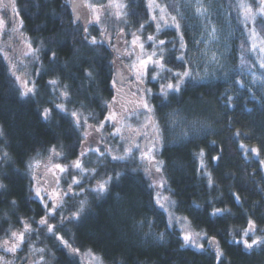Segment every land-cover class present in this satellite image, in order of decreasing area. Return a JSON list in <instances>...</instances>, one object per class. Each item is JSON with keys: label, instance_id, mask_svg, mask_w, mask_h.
<instances>
[{"label": "trees", "instance_id": "16d2710c", "mask_svg": "<svg viewBox=\"0 0 264 264\" xmlns=\"http://www.w3.org/2000/svg\"><path fill=\"white\" fill-rule=\"evenodd\" d=\"M245 1L258 8V0ZM124 2L127 23L137 28L145 22L146 0ZM159 2L178 4V0ZM224 2L231 15L237 17L235 5L230 0ZM16 5L18 17L23 21L21 31L32 41L34 48L41 49L33 71L39 92L35 97L21 99L8 74L6 61L0 57V131L4 133L0 137V155L7 151L10 157L7 161L0 159V183L6 185L5 190H0V235L15 229L20 218L37 220L43 215L39 203L29 199L26 162L37 152L45 154L53 145L63 151V160L67 161L76 158L81 150V130H74L70 116L54 111L49 120L42 119L43 108L53 106L49 100L60 102L55 99L58 93L54 94L47 82L59 79L62 90L65 84L69 85V112L78 110L85 116L93 113L95 118L89 121L91 124L103 117L104 103L112 92V52L107 45L91 47L82 41L84 27L72 23L73 15L67 0H16ZM249 26L255 27L264 37V16L257 15ZM88 30L90 36L98 34V27L94 25ZM184 33L186 37V31ZM166 37L173 36L167 34ZM232 45L229 68L223 76L207 81L198 79L169 107H159V98L151 101L157 106L156 117L164 136L158 158L165 161L166 194L175 202L170 211L176 216L187 217L195 232H206L209 237H215L225 253L224 264H264V252L243 255L240 248L231 243L232 230L246 226V214H251L258 226L264 228V168L260 165L264 160V85H255L247 78L248 71L254 64L258 65L259 55L251 50V41L242 32H237ZM53 51L56 60L50 63ZM178 65L176 62L175 67ZM88 69L94 74L91 80L84 75ZM238 79L243 86L234 83ZM222 93L233 97L231 106L225 107ZM175 109H180L184 124H169L168 113ZM192 122L209 128L205 133L179 139L181 132L187 130L185 126ZM237 131L241 133L239 137H235ZM241 142L248 148H260V155L249 153L245 158L239 150ZM201 149L205 152L207 171L215 181L214 187H209L207 177L197 171ZM217 155L222 158L212 161L211 157ZM85 162L88 167H95V155L86 157ZM138 166L137 160H129L108 163L106 168H101V174L120 172L122 176L113 182L103 199L85 193L89 206L81 220L58 226L57 231L80 251L91 250L104 264H216L214 251L181 246L183 241L178 229L166 227L167 214L155 206V192L149 187L150 181L143 171H133ZM4 176L7 179H3ZM233 193L240 196L239 204L235 203ZM81 198L84 197L67 201L63 214L75 211ZM12 200L17 202L14 208L9 206ZM214 208H228L232 214L214 217L210 215ZM56 217L54 222L58 224L60 214ZM139 221H144L142 227L138 226ZM149 221L152 222V234L146 236ZM160 233H164L163 240L157 239ZM33 241L36 246L45 245L51 251L50 264H77V257L69 255L46 231L40 233L39 239L33 235L29 243ZM201 242L205 249L209 248L206 240ZM27 246L24 245L19 257L27 251Z\"/></svg>", "mask_w": 264, "mask_h": 264}, {"label": "snow or ice", "instance_id": "6c2138e0", "mask_svg": "<svg viewBox=\"0 0 264 264\" xmlns=\"http://www.w3.org/2000/svg\"><path fill=\"white\" fill-rule=\"evenodd\" d=\"M0 4H3L5 9L10 8L14 17L19 16L16 0H9V3H4V0H0ZM125 7L126 5L119 3L118 0H108L107 4L96 2V0H72L74 15L72 23L75 24L81 18L85 21V35L82 41L91 47L104 48L107 45L116 53L115 58L110 62L114 69L111 80V88L114 90V94L112 99L105 103L108 114L104 116L98 125H93L89 123L91 119L95 118L93 113L89 112L85 116L83 112L78 110L69 112L67 108V104L71 102L69 85L65 84L63 90H61L59 79L53 78L47 82V85L51 86L52 92L54 94L58 93L55 99L60 102L49 100V103L53 106L44 107L40 115L46 121L51 118L54 111H58L65 117L70 116L74 130H83L79 140L81 151L74 160L64 164L60 162L65 158L63 151L58 150L56 145H53L48 149L46 158L41 157L40 153L37 152L36 155L26 162L25 174L30 179L29 199L39 203L43 215L38 221L20 218L18 220V223L22 225L20 229H10L5 232L4 238L0 239V253H2L0 254V264H15L18 253L23 250L25 244L29 247V254L23 259H27L29 264H47L45 258L46 249L37 247L34 241L29 243L33 235L39 239L40 233L44 229L47 230L46 234L48 236H54L58 244L68 250L69 255H82L79 248L73 247L69 241L64 239L63 235L57 231V227H63L66 223L72 224L81 220L89 206L85 193L97 199H103L110 192L111 185L114 181H118L121 178L122 173L115 172L110 174L105 171L101 174L100 169L106 168L108 163L138 160L139 166L133 171H138L142 168L145 178L150 181V188H163L167 183L163 176L165 161L158 158L164 142L163 129L156 117L157 106L153 105L151 101L159 98L161 100L159 107H169L171 102L176 100V97L181 95L186 88L192 87L198 79L207 77L195 72L192 61L188 59V44L185 40V33L182 30L181 23L185 17L179 4L168 5L161 4L159 0H147L148 20L140 24L139 28L130 34V42L126 38L128 33H126L124 28H120L116 34V44H113L111 39L106 36V28H101L100 40H97L95 36L89 38L90 33L87 25L102 24V17L104 16L114 15L116 21H123V23L127 24L125 17L128 13L123 11ZM237 7L239 15L242 16L244 21H255L257 15L264 16V0H258V8L255 11L253 6L246 3L245 0H240ZM112 8L116 9L114 13H110ZM89 13L91 14V19H89ZM208 13L209 9L205 6L204 0H195V17L207 19ZM9 24L14 25L11 29L13 33L19 32L23 47L12 48L11 44L8 43L7 48L11 50V54L5 47H0V57L7 62L8 74L14 80L20 98H32L38 95L39 90L37 82L29 78L30 73L27 71L28 65L25 64L24 58L31 57L33 60H38L41 49L38 47L34 48L32 41L24 37V33L20 31L23 27L22 20L19 21V26L17 27L15 26V19L5 20L0 17V36L8 34ZM153 25L154 32L148 34L145 38L143 32L146 26L152 27ZM169 30H174L178 39L165 40L159 38L161 35H166ZM216 31V27L213 26L211 31L208 32V36L215 39L214 34ZM249 39L251 40V50L259 55V68L264 70V37H261L255 27H253L250 31ZM121 41L123 42L122 45H120ZM196 43H203L207 46L210 41L201 39L196 41ZM168 44H172V49L168 48ZM177 44L179 45L178 48ZM174 51L178 53L175 56L172 55ZM207 55L206 51L201 52L202 57H207ZM55 60L56 52L53 51L50 63L55 62ZM125 60L129 62L124 63ZM117 61H120L122 67L117 65ZM176 62H179L178 67H175ZM209 62L222 68L220 60L215 53L211 55ZM241 64H244L243 57ZM51 70L50 68L49 71ZM39 74L40 71L38 70L37 75ZM84 75L91 80L94 74L92 70L88 69L85 70ZM256 80H260L264 84V71H261L258 77L253 74V82H256ZM150 81L159 83L158 92H153L152 88L146 86ZM126 82L127 91H125ZM234 83L243 86L242 81L239 79ZM129 95L135 99L127 100ZM221 95L225 96L224 93ZM232 101L233 97L231 95L225 96V107L231 106ZM140 114L144 116V121L134 127L129 123V120L131 116ZM168 117L170 125L178 126L184 124L180 109H175L168 113ZM108 126H111L113 130L105 135L104 129ZM185 127L187 130L181 132L179 136L181 140L205 133L209 128L208 125L199 122H192ZM3 135L4 133L0 131V137ZM240 135L239 131L235 133V137ZM139 137L144 138L143 143L140 142ZM117 139L119 143L125 145L122 148V152L119 147L114 149L109 146L108 142L110 140ZM212 143L215 144V141H212ZM239 150L245 154V158L248 157L249 153L259 156L261 151L258 147L248 148L243 142L239 144ZM220 151L223 152L222 147ZM89 155H95V167L89 168L87 166L85 158ZM221 158L220 155L211 157L212 161H218ZM0 159L9 160V153L4 151L0 155ZM198 159L200 161L197 169L198 173L207 177L209 187H214L215 181L211 172L207 171L203 149L200 150ZM260 165L264 168V160L260 161ZM67 176H71L70 182H67ZM3 179H7V176H4ZM85 179L88 182L87 186L85 185ZM62 182L67 183L66 188L62 186ZM5 189L6 185L0 183V190ZM232 195L235 203L239 204L240 196L236 193ZM79 197L84 198L78 200V206L75 207V211H70L69 215H64L62 209L66 208L67 201ZM154 199L155 206L168 213V224L166 227H173L175 224L183 225L180 229L183 241L182 247L192 246L200 251H214L216 264H224L225 253L215 237H209L206 232L190 231L187 217H176L170 211V208L175 206V202L171 201L169 197L162 196L157 191ZM16 204V200H12L9 206L14 208ZM58 213L60 214L58 224L50 223L51 220H55ZM231 214V210L228 208H214L210 215L223 217ZM246 215L248 216L246 226L240 230H232L233 239L231 243L240 248L243 255H250L257 251L264 252V228L258 226L257 221L252 218L251 214ZM137 223L138 226L142 227L144 221ZM148 223L149 232L145 233L146 236L152 234V222L149 221ZM33 224L36 225V228H33ZM157 239L163 240L164 233H160ZM205 240L209 246L208 249H205L204 243L201 242ZM83 255L87 256L93 264H102V259L97 257L91 250H88ZM9 256L12 259H9Z\"/></svg>", "mask_w": 264, "mask_h": 264}, {"label": "rangeland", "instance_id": "374dc122", "mask_svg": "<svg viewBox=\"0 0 264 264\" xmlns=\"http://www.w3.org/2000/svg\"><path fill=\"white\" fill-rule=\"evenodd\" d=\"M230 1L233 3V5H235V8H236L235 11L237 12V17H233L231 15L229 7L226 6V4H224L225 3L224 0H204L205 6L208 7V9H209L208 18L205 19L202 17L201 18L195 17V15H194L195 0H178V4L180 5L181 11L185 17V19L181 23H182V30L186 31L185 40L188 44V59H190L192 61L195 72L200 73V75L207 77V78L203 79L204 81L219 78L227 72V70L229 68V61H230L229 53L232 51V47H233L232 41L234 40L235 35L237 34V32H242L249 37L250 31L252 30V28L249 26L252 20L244 21L242 16L239 15V9H238L237 5L239 4L240 0H230ZM96 2L107 4L108 0H96ZM118 2L125 4L124 0H118ZM4 3H9V0H4ZM161 4H163V3H161ZM145 5H146V7H145V10H146L145 22H146L148 20L147 0H146ZM253 10L255 11L256 9L253 8ZM85 11H87V10H85ZM115 11H116L115 8L110 9V13H114ZM123 11H125V10L123 9ZM174 14H176V13H174ZM88 16H89V19H91L90 13L88 14ZM0 17L4 18L5 20L13 18L16 21L15 26H17V27L19 26L20 18L14 17V14L12 13L11 9H5L3 7V4H0ZM102 19H103L102 24H99V25L88 24L87 26L89 27L90 25H94V26L98 27V34L95 36L97 38V40L101 39V36H100L101 28H106L107 29L106 36L111 39V42H113V44L117 43V35L116 34L119 32L120 28H124L126 33H128L126 38L129 40V42L131 41V35L130 34L132 32H135L139 28V26L137 28H132L128 25V23L125 24V23H123V21H119V22L116 21L114 15H107V16L102 17ZM125 19H126V17H125ZM77 23H79L82 27L85 26V21L83 18L78 20ZM13 26L14 25L9 24L8 25V34L0 36V47H5L6 50H9L10 54H11V50L7 48L8 43L11 44L12 48L23 47V43L21 42V39L19 38V32L13 33L11 31ZM213 26H215L217 29L216 33L214 34L215 39L208 36V32L211 31V28ZM20 31H21V29H20ZM152 32H154V25L152 27L146 26V28L143 32V36L146 38L147 35L152 33ZM167 34H168V36H170V37L173 36V37H171L169 39V37H166ZM167 34L161 35L159 38L165 39V40H172L174 38L178 39V37H176V33L174 30H169L167 32ZM24 37L28 38L25 35H24ZM89 38H91V36H89ZM201 39L208 40V41H210V43L207 46L203 43L197 44L196 41L201 40ZM114 40H115V43H114ZM122 43L123 42L121 41L120 45H122ZM257 43H259V41H257ZM178 47H179V45L177 44V48ZM168 48L172 49V44H168ZM110 50L113 53V56L115 58L116 53L111 48H110ZM149 51H150V49H149ZM204 51L207 52V54H208L207 57L201 56V52H204ZM213 53H215L217 55V57L219 58L220 65H222V68L220 66L213 65L209 62L211 55ZM177 54L178 53L176 52V55ZM174 56H175V54H174ZM24 62H25V64L28 65L27 71L30 73L29 78L34 79L33 71L35 69L36 64L38 63V60H33L31 57H26V58H24ZM128 62L129 61H127V60L124 61V63H128ZM117 65L122 67V65H120V61H117ZM261 71H264V70H261L259 68V64L258 65L254 64V67L251 68L247 73V75H248L247 78H248L249 82H251L255 85H257V84L258 85H264L261 83L260 80H256V82H253V74H255L258 77L260 75ZM125 74H127V73H125ZM150 83H153V86L150 85ZM146 86L149 88H152L153 92L159 91V83L158 82L150 81ZM105 103H104V105H105ZM107 114H108V109H107V107H105L103 117L98 122H96L94 124L98 125L99 122L101 120H103L104 116ZM143 121H144V116L142 114H140L138 116L137 115L131 116L129 123H131L134 127H136V126H138L139 123H142ZM112 130L113 129L111 128V126H108L104 129V134L107 135ZM82 131L83 130L81 129V132ZM108 143H109V146L114 148V149L119 147L121 152H122V148L125 146V145L119 143L118 139L117 140H110ZM93 146H95V145H93ZM114 154H116V153H114ZM47 155H48V151L45 154H41V157L46 158ZM137 156H138V153H137ZM71 161L72 160H70V161L62 160L60 162L67 164ZM138 164H139V161H138ZM140 170L143 171L142 168H140ZM66 180H67V182H70L71 176H67ZM85 180H87V179H85ZM93 183H95V181H93ZM62 186L66 188L67 183L62 182ZM77 191H78V189H77ZM157 191H159V193L162 196L168 197L166 194V191H165V186L163 188L154 189V192H155L154 196L155 197L157 195ZM166 214H167V218H168V213H166ZM176 217H179V216H176ZM39 219L40 218H38L36 221H38ZM55 220H57V217L55 218ZM55 220H51L50 223L55 224V222H54ZM187 223L189 225V230L192 232H195L191 228L188 221H187ZM32 226H33V228H36L35 224H33ZM174 226H176V229H178L180 237H181L180 229L183 225L182 224H175ZM21 227H22V225L19 224L15 229H11V230H17V229H20ZM43 231H47V230L44 229ZM4 236L5 235H0V239H3ZM37 247H43L46 249V257L45 258H46L47 264H50V262L53 259V255H52L51 251L48 250L45 245L37 246ZM186 247L195 248L192 246H186ZM195 249H197V248H195ZM26 250L27 251L21 257H19V253H18V258L15 260V264H19V263L20 264H29V261L27 259H23L24 257L28 256V254H29V247L28 246L26 247ZM80 252L82 255L76 256L78 258L77 259L78 264H93V262L90 261L87 258V256L83 255L84 253H87L88 250H84V251H80ZM0 254H2V253H0ZM96 256L99 257L98 255H96ZM8 258L12 259L11 256H9ZM102 264H104V263L102 262Z\"/></svg>", "mask_w": 264, "mask_h": 264}, {"label": "flooded vegetation", "instance_id": "af4514ba", "mask_svg": "<svg viewBox=\"0 0 264 264\" xmlns=\"http://www.w3.org/2000/svg\"><path fill=\"white\" fill-rule=\"evenodd\" d=\"M68 2H69V5H70V8H71V11H72V15H73V10H72V0H68ZM10 9V8H9ZM8 11V10H7ZM12 15V14H11ZM73 18H74V15H73ZM113 43V42H112ZM114 43H115V40H114ZM114 58V56H113V53H112V59ZM114 71V69L112 68V72ZM118 87H119V85H118ZM110 88H111V83H110ZM111 96H110V98H109V100L108 101H110L111 99H112V96H113V94H114V90L111 88ZM125 91H127V82H126V84H125ZM133 99H135L134 97H132L131 95H129L128 97H127V100H133ZM139 140H140V142L141 143H143L144 142V138L143 137H139L138 138ZM64 249H66V248H64ZM67 250V249H66ZM68 251V250H67ZM78 259V258H77ZM78 264V263H77Z\"/></svg>", "mask_w": 264, "mask_h": 264}]
</instances>
